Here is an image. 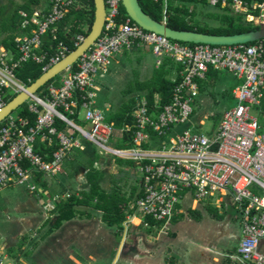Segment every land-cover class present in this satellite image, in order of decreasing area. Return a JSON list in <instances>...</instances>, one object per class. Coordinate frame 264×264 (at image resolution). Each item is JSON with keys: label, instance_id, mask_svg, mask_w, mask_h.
Masks as SVG:
<instances>
[{"label": "built area", "instance_id": "1", "mask_svg": "<svg viewBox=\"0 0 264 264\" xmlns=\"http://www.w3.org/2000/svg\"><path fill=\"white\" fill-rule=\"evenodd\" d=\"M152 1L160 5L162 22L168 24L169 4L184 0ZM206 1L244 16L247 23L264 24V0H254L251 5L248 0ZM75 2L50 0L47 13L20 12L23 34L15 37L14 49L0 46V110L29 86L17 75L24 64L44 65L46 72L71 52L58 38V25ZM104 2L102 33L79 58L78 69L64 71L57 76L59 86L47 83L23 104L35 120L19 114V107L0 123V190L26 185L29 193H36L39 175L57 176L74 150L86 149L81 137L101 155L133 162L142 185L133 209L146 219V227L151 226L149 219L165 227L171 224L185 192H191L199 203H210L219 194L215 203L227 198L242 218L236 253L226 257L236 264H264V125L251 114L252 106L260 105L264 96V39L191 45L143 29L123 15V0ZM84 38L76 36L75 45ZM45 40L51 44L43 49ZM136 44L151 47L158 66L165 57L172 58L180 66V79L168 103L161 105L157 99L151 105L145 98L138 99L133 124L117 128L97 107L96 78L108 71L114 56ZM210 68L227 70L240 82L233 91L237 105L223 113L209 134L179 128L191 121L200 84ZM82 115L89 129L75 123ZM116 133L121 136L114 138ZM125 134H131V148L111 145ZM59 199L53 196L46 210L53 212ZM7 259L0 248V264H21Z\"/></svg>", "mask_w": 264, "mask_h": 264}, {"label": "crops", "instance_id": "2", "mask_svg": "<svg viewBox=\"0 0 264 264\" xmlns=\"http://www.w3.org/2000/svg\"><path fill=\"white\" fill-rule=\"evenodd\" d=\"M192 2L209 5L206 0L178 1L169 4L171 5V15L175 9L185 10L189 14L187 20L189 19L191 21H189L190 23H194L196 20L192 17L194 16V8L188 6ZM49 9L50 0H0V46L5 47L3 41L12 35L15 29L18 30L16 31V34L18 33L16 36L23 34L21 29L22 20L19 23V16H16L15 13L18 12L19 15L22 11L30 13L43 11L47 13ZM217 9L224 11L218 7ZM146 48L151 47L136 44L131 49L124 50L121 55L126 52L141 51ZM156 61L154 70L163 65L162 63L158 66ZM153 75L149 80L152 79ZM207 78H209L208 73L206 80ZM171 79L174 82L178 81L180 79L179 72L172 74L170 76ZM209 81L215 80L210 79ZM138 83L144 82L137 81L136 85L129 84L125 89V91L128 89L133 90L130 93H125L124 91L125 96L129 97L126 102L119 107H114V111H110L108 107L106 108V112L108 113L104 114L107 121V118L112 113L118 111V109L124 104L129 103L132 99L135 102L143 98L149 101L147 92L137 90ZM235 87L232 90L234 99L233 91ZM201 92L206 93L207 96L210 95L208 89L203 85V82L200 84ZM154 95V103L157 99L161 102L160 94L155 93ZM221 117L213 129L219 124ZM199 123L202 126L204 120L201 119ZM212 130L206 134L211 133ZM120 136L121 134L118 133V137ZM111 143L116 146V140L113 139ZM150 146H152V143L146 145V148ZM85 147L87 148V146ZM87 149V153H85L86 150H74V153L65 162L63 171L58 174L64 175L65 181H61L60 185H56V183H50L46 178L47 180L42 182L45 185L43 190H46V193L44 191L42 193L39 192L38 187L37 190L40 194L30 193L31 197H28V201L25 203L26 206H24L27 212L34 213L35 215L39 212L40 214L43 213V215L49 216L46 217L47 219L41 226L32 224L34 219H27L23 221V224L26 223L27 226L24 227L34 230L33 238H41L43 242L48 240L49 243H47L46 249L57 258L58 264H64L65 262H72L73 264H236L226 257L228 254H232V250L221 253L218 250V245L226 237L233 240H240V230L236 228L231 229L228 226L219 228L214 225L207 232L206 227L200 225L202 218L198 220L191 214L192 211H199L202 217V212H206L208 215L210 213L208 207H213V201L210 203H199L191 192H185L181 199L182 205L181 203L179 204L171 224L165 227L163 224H156L149 219L151 226L146 227L144 225L146 219L133 209L136 200L142 195L141 178L136 172L135 165H132L130 163L131 161L120 158L98 155V149L96 150V157L95 155L93 156L89 148ZM75 152L77 153L75 154ZM91 160L94 163L93 169L98 174L97 179L95 181L93 180V183L87 177L90 173L89 169L82 167L84 162L87 165L91 164ZM43 176L45 175H39L36 181L41 180L40 177ZM94 184L97 186L96 189L93 188ZM66 193H70L71 197L65 196ZM56 195L60 199L56 204L55 211L48 212L46 206L52 200L53 196ZM64 201L67 203L71 202L69 214L75 213L74 218L64 221L52 233L49 232L50 227L45 230L43 226L45 227L49 223L48 220L52 219L50 217H55L58 204ZM217 207L215 206L214 208ZM122 214L125 216L123 221L114 225L108 222V218L112 215L120 216ZM210 214L209 216L214 219L216 218L213 213ZM179 217H181V220L177 219ZM135 220H138V222L136 223ZM24 232H20L16 237H22ZM196 239H202L204 244L200 245L196 243ZM184 243L194 246L195 253H192V258L190 259H188L190 249L187 247L186 251H184L186 248ZM37 248L33 249L32 247L30 252H28V248L22 247L23 252L21 254H25L26 257L24 264H43L39 259L41 257L32 258L33 252ZM30 253L32 254L30 255ZM19 263L22 264V262Z\"/></svg>", "mask_w": 264, "mask_h": 264}, {"label": "rangeland", "instance_id": "3", "mask_svg": "<svg viewBox=\"0 0 264 264\" xmlns=\"http://www.w3.org/2000/svg\"><path fill=\"white\" fill-rule=\"evenodd\" d=\"M248 1L250 5L254 3V0ZM173 3L175 2H172V4ZM188 6L194 8V16L192 17L196 19L195 21L198 25L210 27L219 26V21L214 18L218 14L221 15L224 11H220L215 7L197 2L189 3ZM253 13L255 12L253 11ZM155 60L156 56L153 54L151 48H146L137 52H126L125 54H117L114 56L111 65L108 67V71L106 73L100 72L96 78V84L99 86L96 98L97 106L106 114L108 113L106 112L107 107L110 111H114V107H119L121 104L126 102L129 97L125 96V89L129 84L136 85L137 81L145 82L146 80H149L154 72ZM210 79L211 78L209 77L207 80L203 81V85L208 89L210 95L207 96L204 92L200 93L193 105L194 114L191 121L179 128H187L191 129L192 132L206 134L215 127L216 123H218V119L225 111L237 105V101L233 98L232 90L238 84V81L230 72L227 70H219L213 78L215 81H209ZM21 108L22 107L18 109V112ZM14 114H16V111H14ZM251 114L257 117L263 125L264 98L261 100L260 105L252 106ZM201 119L204 120L202 126L199 123ZM75 123L89 129V125L84 121V115L81 116L80 120H75ZM116 134L117 136L114 138L118 137V133ZM80 139L90 151H96L98 149L81 137ZM76 153L77 152H75V154ZM97 153L99 154V151ZM40 178L41 180L36 181L35 183L37 187H39L38 190L41 193L43 191L46 193V190H43L45 185L42 184L45 180L48 179L50 183L53 182V184L56 183V185H60L61 181L66 180L64 175H58L55 177L43 176ZM38 190L36 191V195L40 194ZM28 197H31V194L29 193V189L26 185L14 186L8 189L0 190V248L3 247L5 249L4 253L7 254V261L9 262L18 261L19 259V262L24 264L26 257L25 254H21L23 252L22 247L28 248V252H30L32 247L33 249L38 247L33 252L32 258L35 259L41 257L39 259L43 264H58L57 258L50 254V251L48 252L46 249L47 243H49L48 240L43 242V239L41 240V238H33L34 230L24 227L27 226V224L24 223V225L23 221L27 219H34L32 224L35 226H41L47 219L46 217H49L47 215H43V213L40 214L38 212L35 215L34 213L25 211L24 206H26L25 203L28 201ZM217 198H219V194L215 195L212 200V208L217 212V215H215L216 218L214 219L209 216L211 215L210 213L207 215L206 212H204L205 214L202 212L203 217L200 225L202 227L205 226L207 232L209 228L214 225L219 228H223L224 226H228L231 229L236 228L240 230L241 237L242 218L240 213L235 209L233 203L228 201L227 198H225L222 203H219L217 207V204L215 203ZM214 205L217 208H214ZM50 218L53 220L54 217ZM177 219L181 220V217ZM48 221H51V219ZM49 225L50 223H47V225H45V227L43 226V228L47 230L50 227ZM23 231L25 232L22 237H16L17 234ZM195 242L200 245L204 244L202 239H196ZM239 242V240H233L228 237L223 238L221 243L218 245V250L221 253H226L232 250L231 253L235 254ZM184 245H186L184 251H186L187 247L190 249V256L188 259L192 258V253H195L194 246L186 243H184ZM31 254L32 253H30V255ZM64 264L73 263L65 262Z\"/></svg>", "mask_w": 264, "mask_h": 264}, {"label": "trees", "instance_id": "4", "mask_svg": "<svg viewBox=\"0 0 264 264\" xmlns=\"http://www.w3.org/2000/svg\"><path fill=\"white\" fill-rule=\"evenodd\" d=\"M74 6L71 8L70 12L66 15V17L59 23L58 25V38L60 41H63L70 49V51H73L77 46L75 45L74 38L76 36L82 34L85 37L89 34L91 31L92 24L94 22L95 18V4L94 0H75ZM142 8L146 13H148L152 18L162 21V14H161V8L160 5L153 3L152 0H139ZM122 13L123 15H127L126 10L124 7H122ZM16 16H19V23L21 22V16L19 13H15ZM189 14L187 11H183L180 9H175L173 11V14L171 15V18L168 22V25L176 30H191V31H197L207 34H213V35H232V34H238V33H245L253 30L259 29L258 25H253L250 23H247L244 20V16L242 15H234L231 14L229 11H224L222 15H217L214 19L219 21V26L217 27H210V26H200L197 24V22L190 23L191 21L188 18ZM190 21V22H189ZM16 31L13 32L12 35L7 37L5 41H3V44L7 49L12 50L14 49V39L16 37ZM51 42L48 40H45V46L43 49H46ZM193 45V43H191ZM44 65L36 64L35 62H28L24 64L17 72L18 77L26 82L27 84H32L35 82L43 73ZM78 69L77 63L74 64L70 71L75 72ZM180 71V66L175 63V61L170 57H165L163 61V65L159 67L158 69L154 70V75L151 80L144 82V83H138L137 90L141 92H147L148 99L151 105L154 104L155 99V93H159L161 97V105H165L170 101L171 91L172 88L175 85V82L170 80V76L172 74H177V72ZM218 71L210 68L208 72V76L213 79L215 77V74H217ZM59 77H56L52 79L47 85L54 83L55 85L59 86L60 83L57 80ZM46 85V86H47ZM45 87H42L39 92H42ZM203 90V88H201ZM133 92L132 89H128L125 91V93ZM14 98V97H13ZM12 100V99H10ZM135 100L132 99L129 103L124 104L118 111L115 113H112L107 119L109 122H114L117 128H122L126 124L132 125L133 124V116L132 112L135 107ZM19 114L28 116L31 115L26 110V105H23L21 110H19ZM31 119L35 120V116L31 115ZM61 128H63V125L59 124ZM155 138V137H154ZM133 141L131 139V134H125V137L122 139L117 138L116 139V146L119 148H131L133 146ZM54 148V147H53ZM51 148L50 150H53ZM88 148V147H87ZM85 149L87 153L88 149ZM45 150V148H42ZM93 156L97 155V151H91ZM99 155V154H98ZM97 157V156H96ZM132 165L133 163L130 162ZM82 167H86L89 169V174L87 175L88 179H91L92 183L97 179L98 174L95 172L94 163L91 160V164L87 165L85 162L83 163ZM92 172V173H91ZM94 180V181H93ZM93 188L96 189V184L93 185ZM71 202H61L57 206V210L55 212V217L53 220L49 221L50 223V230L49 232H53L55 229L59 228L62 223L66 220H71L74 218L75 213L69 214V211L71 210ZM208 210L210 213H213L214 215H217V212L212 207H208ZM55 211V210H54ZM68 211V212H67ZM192 216L197 218L198 220H201L202 216L199 211H192ZM125 218L124 214L122 215H116L111 216L108 218V222H110L111 225H114L120 221H123Z\"/></svg>", "mask_w": 264, "mask_h": 264}, {"label": "water", "instance_id": "5", "mask_svg": "<svg viewBox=\"0 0 264 264\" xmlns=\"http://www.w3.org/2000/svg\"><path fill=\"white\" fill-rule=\"evenodd\" d=\"M95 18L91 27V31L84 38L83 42L71 51L65 58L57 64L50 67L35 82L30 84L25 91L18 94L15 98L7 103L0 110V123L12 111L21 107L31 94L36 93L39 89L49 83L52 79L69 70L77 63L79 58L83 56L95 43L101 35L106 16L104 0H94ZM123 7L128 16L143 29L166 36L172 40L193 43V44H211V45H234L255 42L264 39V24L259 25V29L238 33L232 35H213L191 30H176L171 28L167 23L152 18L144 11L139 0H123Z\"/></svg>", "mask_w": 264, "mask_h": 264}, {"label": "bare ground", "instance_id": "6", "mask_svg": "<svg viewBox=\"0 0 264 264\" xmlns=\"http://www.w3.org/2000/svg\"><path fill=\"white\" fill-rule=\"evenodd\" d=\"M135 222L137 223V222H138V220H135Z\"/></svg>", "mask_w": 264, "mask_h": 264}]
</instances>
